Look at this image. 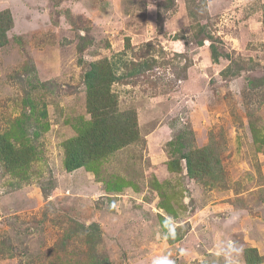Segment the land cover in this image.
I'll return each instance as SVG.
<instances>
[{
    "label": "rangeland",
    "instance_id": "rangeland-1",
    "mask_svg": "<svg viewBox=\"0 0 264 264\" xmlns=\"http://www.w3.org/2000/svg\"><path fill=\"white\" fill-rule=\"evenodd\" d=\"M7 9L0 134L21 148L11 137L35 121L30 103L48 111L50 130L30 134L31 166L12 159L11 173L0 156V264H248L256 255L264 264V0H0ZM105 60L117 76L147 62L112 86L138 139L99 176L69 173L62 144L90 119L84 75ZM200 148L221 175L192 178L185 160L169 170ZM117 179L126 187L107 192ZM157 183L175 194L173 215ZM72 221L98 224L101 238L78 235Z\"/></svg>",
    "mask_w": 264,
    "mask_h": 264
},
{
    "label": "trees",
    "instance_id": "trees-1",
    "mask_svg": "<svg viewBox=\"0 0 264 264\" xmlns=\"http://www.w3.org/2000/svg\"><path fill=\"white\" fill-rule=\"evenodd\" d=\"M190 16L193 17L192 11L190 12ZM12 17L9 9L0 12V46L7 44L6 32L11 30L14 24ZM209 37L207 36L206 38L209 39ZM200 45H203L202 41ZM211 48L214 60L218 62L219 55L217 50L213 46ZM131 63L137 64L138 66L134 67L132 72L127 76H117V69L113 64L107 62V60L93 62L89 65V69L84 75V84L87 89V112L91 117L89 120L82 117L76 123H73L71 126L75 131V136L62 144L65 151L63 166L67 172L71 173L83 168L87 172L99 176L100 168L109 156L138 139V132L133 128V124H131L135 119V115L129 114L127 116L125 113L119 111L118 96L112 91L113 84L116 82L125 83L127 78L137 76L147 66V62L142 64L136 62ZM30 108L31 115L29 118L31 120L35 119V121L29 123L28 127H23L18 123L11 137L16 143L22 145L21 148L11 146L5 140L4 134H0V156H2V159L7 160L11 173L14 169H17L16 165H14L15 160L19 163L20 168L23 164L31 166L34 159H36V152L32 150L30 145V134H32L34 140H37L40 139L44 131L50 130L49 123L45 122L47 120V111L36 112V107L33 103H30ZM41 117L43 120L40 121ZM26 132L28 145L21 143L22 136H26ZM258 133L259 131L255 130L254 134L257 135ZM182 146L183 144H178L174 151L181 153ZM212 159L207 149L200 148L192 151V153L182 154L180 159L170 161L167 165L171 172L181 171V160H185L188 175L192 176V178L199 177V180H202L204 175L215 174L217 171L220 174V170L216 172L214 170L218 165V161H213ZM124 187H126V183L122 179H117L114 183L107 184L106 191L115 192ZM154 187L162 199L159 206L168 214L173 215L175 212L173 204L170 201L171 196L173 197L175 194L171 196L166 195L159 183L155 184ZM164 223H166L164 224L166 226L169 222L164 220ZM72 224L77 234L84 235L89 241L95 243L102 236V231L98 224L92 223L90 226H87L75 221H72ZM68 236L70 238L73 237L71 235ZM251 252L256 253V250ZM248 258V264H259L262 262V259L257 258V255L252 257L248 256ZM94 264H112V262L106 257H99Z\"/></svg>",
    "mask_w": 264,
    "mask_h": 264
},
{
    "label": "clouds",
    "instance_id": "clouds-1",
    "mask_svg": "<svg viewBox=\"0 0 264 264\" xmlns=\"http://www.w3.org/2000/svg\"><path fill=\"white\" fill-rule=\"evenodd\" d=\"M44 111H47L46 109ZM47 118H48V111H47ZM67 141V140H66ZM66 141H64L63 143H65ZM65 152V151H64ZM232 250L235 252H239L241 251V249L236 248L234 245L231 246Z\"/></svg>",
    "mask_w": 264,
    "mask_h": 264
}]
</instances>
